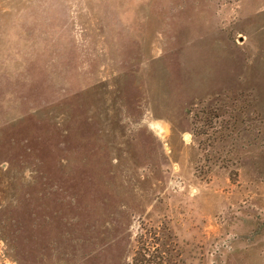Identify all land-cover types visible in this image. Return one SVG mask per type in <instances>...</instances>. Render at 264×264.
<instances>
[{"label": "rangeland", "instance_id": "obj_1", "mask_svg": "<svg viewBox=\"0 0 264 264\" xmlns=\"http://www.w3.org/2000/svg\"><path fill=\"white\" fill-rule=\"evenodd\" d=\"M140 227L264 264V0H0V264H126Z\"/></svg>", "mask_w": 264, "mask_h": 264}, {"label": "trees", "instance_id": "obj_2", "mask_svg": "<svg viewBox=\"0 0 264 264\" xmlns=\"http://www.w3.org/2000/svg\"><path fill=\"white\" fill-rule=\"evenodd\" d=\"M180 256L177 243L166 227H158V231L140 227L126 264H183Z\"/></svg>", "mask_w": 264, "mask_h": 264}]
</instances>
